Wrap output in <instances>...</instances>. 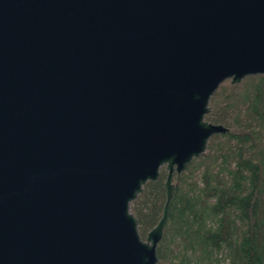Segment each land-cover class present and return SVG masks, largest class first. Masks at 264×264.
<instances>
[{
	"label": "water",
	"instance_id": "95a60500",
	"mask_svg": "<svg viewBox=\"0 0 264 264\" xmlns=\"http://www.w3.org/2000/svg\"><path fill=\"white\" fill-rule=\"evenodd\" d=\"M257 74L264 0H0V264H157L174 179L229 131L211 96Z\"/></svg>",
	"mask_w": 264,
	"mask_h": 264
},
{
	"label": "trees",
	"instance_id": "16d2710c",
	"mask_svg": "<svg viewBox=\"0 0 264 264\" xmlns=\"http://www.w3.org/2000/svg\"><path fill=\"white\" fill-rule=\"evenodd\" d=\"M209 105L205 119L229 131L174 179L157 264H264V75L223 81ZM165 177L162 167L130 204L143 239L161 216Z\"/></svg>",
	"mask_w": 264,
	"mask_h": 264
},
{
	"label": "rangeland",
	"instance_id": "374dc122",
	"mask_svg": "<svg viewBox=\"0 0 264 264\" xmlns=\"http://www.w3.org/2000/svg\"><path fill=\"white\" fill-rule=\"evenodd\" d=\"M173 178H175V177H173ZM197 179H198V180L200 179V175H199V174L197 175Z\"/></svg>",
	"mask_w": 264,
	"mask_h": 264
}]
</instances>
